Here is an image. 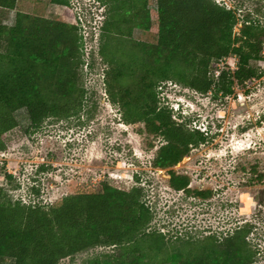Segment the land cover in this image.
I'll return each mask as SVG.
<instances>
[{
    "label": "trees",
    "instance_id": "1",
    "mask_svg": "<svg viewBox=\"0 0 264 264\" xmlns=\"http://www.w3.org/2000/svg\"><path fill=\"white\" fill-rule=\"evenodd\" d=\"M19 0H0V151L19 143L49 117L81 112L87 90L81 77L86 65L84 39L71 0H51L66 7L62 20L17 10ZM108 7L102 25L100 54L107 66L106 92L120 105L126 124L145 122L165 144L157 167L178 164L208 139L206 131L176 119L161 105L158 87L175 81L202 94L229 96L236 84L260 78L264 68V24L248 14L240 30L237 12L217 0H97ZM262 1V0H257ZM264 1V0H263ZM155 14V18L153 17ZM156 27L155 41L135 36L136 29ZM235 56L237 68L219 66ZM26 108L31 125L24 129L15 113ZM44 168V167H43ZM176 191L192 190L188 175L170 170ZM7 178L13 175L8 172ZM143 186L125 190L103 182L95 190L79 189L49 206L15 200L0 185V256L14 264H59L62 259L97 247L113 253L94 264H256L248 227L219 237L177 236L155 228V212ZM172 239L173 241H169Z\"/></svg>",
    "mask_w": 264,
    "mask_h": 264
},
{
    "label": "rangeland",
    "instance_id": "2",
    "mask_svg": "<svg viewBox=\"0 0 264 264\" xmlns=\"http://www.w3.org/2000/svg\"><path fill=\"white\" fill-rule=\"evenodd\" d=\"M236 10L235 33L240 34L248 14L264 24V1L217 0ZM154 0H149L152 10ZM84 39L86 65L81 77L87 90L81 112L68 118H47L22 141L0 151V185L15 200L49 206L79 189L95 190L103 182L130 190L145 188V198L155 212V228L170 238L225 237L248 227V240L256 251V264H264V74L236 84L229 96L202 94L175 81L159 87L161 105H169L175 118L208 134L204 143L191 149L176 165L157 167L155 161L165 139L150 134L145 122L126 124L120 105L106 92L103 56L100 54L102 25L108 7L97 0H71ZM17 10L66 19V7L51 0H19L6 15L13 25ZM155 18V14H153ZM156 27L136 29L135 36L155 41ZM264 68V61L260 62ZM219 66L237 68L231 56ZM24 129L31 120L28 110L15 113ZM44 167V168H43ZM170 170L190 177L192 190H211L207 197L176 191L170 186ZM12 174L7 178L6 173ZM170 239L169 241H173ZM113 247H97L64 258L59 264H94L113 253ZM0 264H14L1 257Z\"/></svg>",
    "mask_w": 264,
    "mask_h": 264
}]
</instances>
